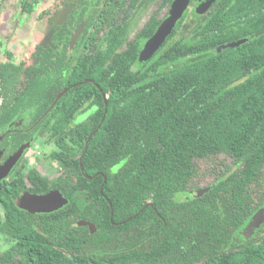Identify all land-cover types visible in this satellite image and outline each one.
<instances>
[{
	"label": "trees",
	"instance_id": "1",
	"mask_svg": "<svg viewBox=\"0 0 264 264\" xmlns=\"http://www.w3.org/2000/svg\"><path fill=\"white\" fill-rule=\"evenodd\" d=\"M42 1L53 0H0V8L15 22ZM61 1L39 16L47 28ZM164 2L167 14L172 0ZM191 2L162 47L138 69L132 65L138 51H118L121 40L114 35L97 49L87 38V51L69 73L70 88L51 113L78 109L99 91L87 78L109 93L107 104L100 95L76 133L66 132L64 120H43L40 135L58 146L65 163L54 178L36 169L28 175L35 185L30 191L44 184L62 190L70 202L32 214L18 206L27 183L7 184L0 235L11 245L0 249V264H264V220L239 250L219 253L216 246L231 239L226 224L239 228L264 208V0ZM154 19L147 36L159 25ZM57 28L56 43H65L66 28ZM240 39L245 41L217 51ZM37 48L38 60L0 62V131L19 108L43 113L65 88L63 76L50 79L64 66L50 67L49 47ZM81 156L86 173L99 172L94 179L81 170ZM208 175L217 182L201 197L178 196ZM214 194L219 199L210 198ZM218 200L226 206L217 207ZM80 219L92 221L96 231L78 225Z\"/></svg>",
	"mask_w": 264,
	"mask_h": 264
},
{
	"label": "flooded vegetation",
	"instance_id": "2",
	"mask_svg": "<svg viewBox=\"0 0 264 264\" xmlns=\"http://www.w3.org/2000/svg\"><path fill=\"white\" fill-rule=\"evenodd\" d=\"M13 1L9 0V2ZM58 3L62 4V6L54 12L53 20L47 30L46 37L42 45L38 44L37 47H49L48 63L50 67H53L58 63H61L64 66L62 70H56L51 73L50 79L53 82L54 79L63 76L65 80L63 86L65 88H63L56 94L54 101L49 104L47 110L43 113L38 114V110L33 111V108H19L13 119L7 124H5V126L0 131V170H7L6 175L0 180V191L2 190L3 192L0 199L3 200L4 198V191L7 190V184L27 183V189L22 191L18 198L19 207L20 199L25 193L44 194L56 189L59 190L61 194L68 199V202L57 210L63 208L70 202L69 196H67V194L64 193L62 190L58 188L47 189L44 184H42L41 188L39 189L40 191H30L29 188H31L32 185H35L31 181V179H29L28 175L30 171L36 169L39 172L46 174L49 178H54L61 174L63 165L65 163L64 160L61 161L57 157V153H59L58 146L55 145V143H46L43 137L40 135L39 128L42 126L43 120H64L66 121V132L73 131L72 133H76L77 127L82 123V121L89 119L93 110L92 107L98 105L97 102L100 99V95H102L107 104V98L109 97V93H105L100 84L97 83L93 78H87L84 80V82H92L99 91H94L91 94L89 100L83 105L79 106L78 109H69L68 112L63 115L58 113L53 114V112L51 113L52 108L55 106V102H58L59 99L63 97V95L70 88V86L67 85L69 83V73L71 72L72 67L79 59L81 53L87 51L85 50L87 38L92 37L93 41L96 42L94 48L97 49L101 47V44L104 43V41L114 35L115 39L118 38L121 40L120 44L116 48L118 51H138V53H136L138 54V61L135 64H132L134 69H138L141 65L146 64V62L151 57H153V55L156 54V52L165 43L167 38L172 34L176 24L181 19L180 18L176 22L174 28L166 37L165 41L161 44V46L156 49L153 53L148 54L144 51L146 42L155 34L160 24L169 14L171 5L168 8V13L166 14L164 0H63L61 1V3ZM53 4H55L54 0L51 2V6ZM192 6L193 4L190 1L188 8ZM0 9V14L4 13L5 9L3 7H1ZM153 18H155L153 20V23L159 22V25L155 28L151 35L147 36L148 33L146 26L149 24V21ZM10 21L11 19H8L7 23H9ZM60 26L63 29L66 28L67 37L64 40L70 39L68 42V48L63 49L61 51V48L59 47L60 45H64V41L60 44L56 43L57 41H59L57 38L58 35H56L59 29L57 27ZM78 31H80V33L77 39L73 42V38ZM48 35H51V37L49 38V40H46ZM37 47L35 48V51H33L29 56L33 57L34 61L35 59L38 60V57L41 54L38 51ZM70 50L71 52H69ZM72 85H77V83L71 84V86ZM44 95L45 91L40 94V101H42ZM106 113L107 108H105V113L102 117V121L104 120ZM101 123L95 130L92 131L87 141L85 142L84 153L88 148L90 140L99 130ZM70 128L71 130H69ZM80 134L84 135V132H80ZM79 164L84 175L88 177L87 179L92 180L95 178V176L99 175V172L94 173L93 175L88 174L84 171L83 156L80 157ZM208 179L210 180V182H205L208 181ZM106 181L107 178L106 176H104V182L100 187L101 192ZM216 182V178L209 175L205 176L201 178L198 187H195L193 189H187L185 193L180 194L178 196L180 197L181 195H184L185 198L190 199H194L195 197H201L203 195V190L206 188L208 189L209 187L213 188V185H215ZM64 185L67 189L68 181ZM210 198L219 199V196L214 194ZM213 200L214 199H211V201ZM210 204L212 205V203ZM215 204L217 205V207H220V209L226 206L223 205L219 200ZM21 209H23L25 212L32 213L24 208ZM57 210H53L50 212H35L32 214L44 215L46 213H52ZM112 212L113 209L111 210V217L113 218ZM255 215L253 216V218L255 217ZM130 219L131 218H129L128 220ZM81 220L85 219H80L78 221V225H81ZM263 220L264 217L261 220L260 224L263 222ZM87 221L92 222L90 220ZM249 221L250 219L247 222L245 221L243 224H238L239 228H234L232 226L229 227L226 224L223 230L226 231L227 229H229V231H231V239L225 241L221 247L216 244V246H218L217 251H219L220 253L224 249L228 252L231 250V248L234 250H239L248 238H252L253 236H255L256 232L260 227V224L257 227H251L252 234L249 237H246L243 233ZM81 226H87L91 233H94L96 231V226L94 229H92L89 225ZM2 237L8 240V238L4 235H2ZM209 249V254H213L216 251L215 248Z\"/></svg>",
	"mask_w": 264,
	"mask_h": 264
},
{
	"label": "rangeland",
	"instance_id": "3",
	"mask_svg": "<svg viewBox=\"0 0 264 264\" xmlns=\"http://www.w3.org/2000/svg\"><path fill=\"white\" fill-rule=\"evenodd\" d=\"M51 2L47 1L44 5L42 1L35 7L34 12L19 15L15 22L11 20L7 23L8 15L0 14V62L11 60L15 63H21L29 58L38 44L42 45L48 28L38 18ZM69 40L67 39L63 44L68 43ZM205 182H210V180L208 179ZM252 226L250 225L247 229H244L243 233L246 237L252 234ZM9 246V241L0 235V249L5 250Z\"/></svg>",
	"mask_w": 264,
	"mask_h": 264
},
{
	"label": "water",
	"instance_id": "4",
	"mask_svg": "<svg viewBox=\"0 0 264 264\" xmlns=\"http://www.w3.org/2000/svg\"><path fill=\"white\" fill-rule=\"evenodd\" d=\"M191 0H173L168 16L163 20V22L158 27L155 34L148 39L145 44L144 51L148 54L153 53L156 49H158L161 44L165 41L166 37L174 28L176 22L182 17L185 10L188 8V5ZM212 0H203L202 5L208 4ZM66 14V12H65ZM80 31H78L74 38L73 42L77 39ZM51 35H48L46 40H49ZM245 39L236 40L230 42L228 44H224L217 49L218 52L225 51L227 49L233 48L235 46L240 45L243 43ZM7 170L1 169L0 170V180L6 175ZM68 202V199L65 198L59 190H52L50 192L44 194H34V193H25L22 195L19 205L21 208H24L32 213L35 212H50L53 210H57L58 208L62 207L64 204ZM113 215V212H112ZM264 216V208H262L258 214L252 218L248 223L245 229L248 226H258L263 219ZM81 225H89L92 229L95 228V225L92 222L87 220H81Z\"/></svg>",
	"mask_w": 264,
	"mask_h": 264
}]
</instances>
